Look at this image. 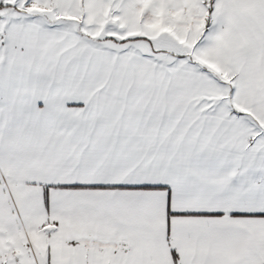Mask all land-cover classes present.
<instances>
[{"label": "snow or ice", "instance_id": "obj_1", "mask_svg": "<svg viewBox=\"0 0 264 264\" xmlns=\"http://www.w3.org/2000/svg\"><path fill=\"white\" fill-rule=\"evenodd\" d=\"M0 264H264V0H0Z\"/></svg>", "mask_w": 264, "mask_h": 264}]
</instances>
